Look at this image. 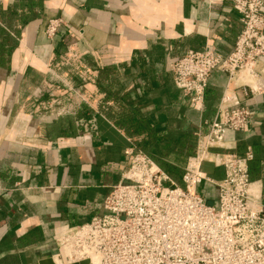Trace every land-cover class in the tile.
<instances>
[{"label":"crops","instance_id":"crops-1","mask_svg":"<svg viewBox=\"0 0 264 264\" xmlns=\"http://www.w3.org/2000/svg\"><path fill=\"white\" fill-rule=\"evenodd\" d=\"M54 17L62 24L49 39ZM240 29L227 0H0V264L60 262L56 234L102 212L130 145L178 167L179 181L171 178L180 184L228 75L212 70L199 111L170 64L205 46L227 56ZM241 74L263 89L246 99L251 121L227 130L221 151L251 149L249 177L264 206V70L259 80ZM197 190L217 205L214 185Z\"/></svg>","mask_w":264,"mask_h":264},{"label":"built area","instance_id":"built-area-1","mask_svg":"<svg viewBox=\"0 0 264 264\" xmlns=\"http://www.w3.org/2000/svg\"><path fill=\"white\" fill-rule=\"evenodd\" d=\"M227 1L241 23L230 54L205 46L170 64L174 85L199 111L212 70L228 75L207 132L194 135L181 183L141 149L128 146L126 166L103 198L102 212L84 224L61 226L56 234L60 264L83 259L88 264H264V206L249 177L252 151H221L225 132L243 131L251 121L246 99L263 89L261 82L239 80L242 72L259 80L264 70L263 0ZM61 24L59 17L48 19L46 37L51 39ZM205 162L221 166L223 177L208 176ZM202 181L216 187V206L198 192Z\"/></svg>","mask_w":264,"mask_h":264},{"label":"trees","instance_id":"trees-1","mask_svg":"<svg viewBox=\"0 0 264 264\" xmlns=\"http://www.w3.org/2000/svg\"><path fill=\"white\" fill-rule=\"evenodd\" d=\"M205 99V96H204ZM217 100V98H215ZM219 101V100H218ZM216 109V108H215ZM152 158V157H151ZM253 158V157H252ZM251 158V159H252ZM157 165L163 169L170 177H172L174 180L179 181V175H180V169L172 164L167 163L166 161H163L161 159L152 158ZM205 170V169H203Z\"/></svg>","mask_w":264,"mask_h":264},{"label":"water","instance_id":"water-1","mask_svg":"<svg viewBox=\"0 0 264 264\" xmlns=\"http://www.w3.org/2000/svg\"><path fill=\"white\" fill-rule=\"evenodd\" d=\"M33 264H55V262L53 261L52 257H47V258H42L37 260V262L33 263ZM72 264H88V260L87 259H83L79 262L76 263H72Z\"/></svg>","mask_w":264,"mask_h":264},{"label":"rangeland","instance_id":"rangeland-1","mask_svg":"<svg viewBox=\"0 0 264 264\" xmlns=\"http://www.w3.org/2000/svg\"><path fill=\"white\" fill-rule=\"evenodd\" d=\"M202 168L205 169V171L208 172V166L206 164H203ZM55 264H60V263H59V261H56Z\"/></svg>","mask_w":264,"mask_h":264},{"label":"bare ground","instance_id":"bare-ground-1","mask_svg":"<svg viewBox=\"0 0 264 264\" xmlns=\"http://www.w3.org/2000/svg\"><path fill=\"white\" fill-rule=\"evenodd\" d=\"M248 74V73H247ZM242 75V74H241ZM248 75H250V74H248ZM252 77V76H251ZM253 78V77H252Z\"/></svg>","mask_w":264,"mask_h":264}]
</instances>
